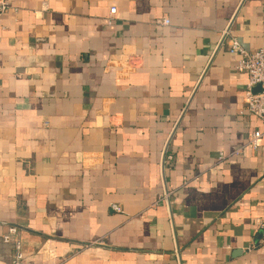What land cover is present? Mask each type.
Segmentation results:
<instances>
[{
  "label": "crops",
  "instance_id": "crops-1",
  "mask_svg": "<svg viewBox=\"0 0 264 264\" xmlns=\"http://www.w3.org/2000/svg\"><path fill=\"white\" fill-rule=\"evenodd\" d=\"M9 2L0 264L10 227L21 264H264V139L235 154L262 123L220 46L264 48V0Z\"/></svg>",
  "mask_w": 264,
  "mask_h": 264
},
{
  "label": "built area",
  "instance_id": "built-area-1",
  "mask_svg": "<svg viewBox=\"0 0 264 264\" xmlns=\"http://www.w3.org/2000/svg\"><path fill=\"white\" fill-rule=\"evenodd\" d=\"M10 9L9 0H0V18L5 15ZM116 8H112L110 14H116ZM159 24L168 26L167 19L159 21ZM229 37L228 51L233 55L239 57L237 64V71L247 76V84L244 90V103L245 113L258 119L262 123V127L255 130L248 138L247 143L236 150L235 154L240 155L246 149L257 150L260 142L264 139V48L256 51H247L240 40L230 35L229 30H226L223 35L220 46H224L225 39ZM259 87L260 90L255 92V88ZM223 156V155H221ZM169 193L164 197H168ZM112 210L116 213H122L119 206L113 205ZM258 231L263 234L264 238V217L256 221ZM3 241L6 244H13L15 249L14 264H21L26 258L22 251V243L18 239V228L10 227L3 235ZM251 248H249L250 250Z\"/></svg>",
  "mask_w": 264,
  "mask_h": 264
}]
</instances>
